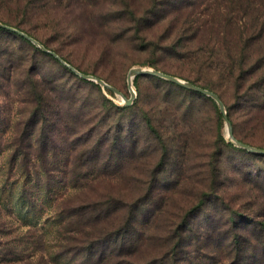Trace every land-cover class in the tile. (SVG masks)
Returning a JSON list of instances; mask_svg holds the SVG:
<instances>
[{
	"label": "trees",
	"instance_id": "trees-1",
	"mask_svg": "<svg viewBox=\"0 0 264 264\" xmlns=\"http://www.w3.org/2000/svg\"><path fill=\"white\" fill-rule=\"evenodd\" d=\"M223 1L209 3L205 22H197L198 18L194 17L184 18L177 39L162 51L180 56L187 54L189 50L185 42L196 39L206 31L208 43L224 44L226 26L236 25L238 20L235 17L241 12L242 16L248 15L251 2H234L229 11L218 12ZM59 2L0 0V22L36 39L47 50L66 59L58 47L50 49L48 41L26 30L44 19L48 20V11L54 8L50 6L53 3L59 5ZM212 6L216 13H210ZM182 7L170 2L164 15H181ZM263 14L260 12L252 25H261ZM240 23L241 26L245 25L244 22ZM233 40L230 39L228 43ZM210 49L207 55L205 46L196 53L195 63L200 72L210 69L212 60L216 59L213 45ZM35 53L42 52L22 36L0 28V154L7 151L0 166V264H31L33 259L39 264L46 259L45 239L35 226L15 224L11 220L8 223L4 219L3 213L8 210L9 203L8 196L4 199L5 187L14 172L21 181L19 203L26 215L35 217L42 214L44 199L54 202V208L50 207L54 209L51 223L55 225V234L59 237L58 253L51 256L55 259L71 256L77 258L80 264H181L182 260H186L183 258L189 259L188 255L181 258V254L189 245L192 216L207 205V255L202 263L264 264V154L238 150L246 158L256 161L258 166L252 169L244 165L246 171H238L240 180L247 187L243 190L246 192L241 201H245L243 205L236 204L235 195L221 191L218 185L221 177L218 158L221 154L214 152L209 164L207 191H197L194 204L178 208L170 192L161 193L155 187L158 181L156 170H163L166 159L179 152L178 147H166L156 119L144 114L148 138L151 137L155 146L152 151L157 152L158 156L162 151L161 155L159 159L156 157L152 160L154 166L150 174L143 173L144 169L142 172L138 170L126 178L129 186H116L118 176L112 169L120 166L123 159L142 161L140 165L145 167L142 154H137L144 148L139 136H136L139 129L126 124L127 121L119 124V120L113 127L108 114L109 110L127 112L132 106L117 107L106 98L97 104L85 96L77 97L73 87L62 84L60 77L45 82L37 73ZM235 63L233 60V67L237 65ZM243 64L239 63V68ZM214 69L222 71V67L216 66ZM227 75L231 76L232 72L228 71ZM191 83L208 90L195 82ZM166 84L188 96H204L172 83ZM15 103L19 105L18 122L10 135L4 138L8 131L2 127V115L12 112ZM180 106L192 109V105H186L184 100L176 108ZM134 130L136 133L133 135ZM116 134L117 140L113 138ZM59 136L63 138V146L58 152L53 138ZM123 136L124 139L127 136L134 138L128 151H125ZM237 139L248 143L241 137ZM39 173L44 175V199L40 197L37 184L28 187L31 178ZM124 177L125 174H122L121 178ZM147 182H150V186H146ZM63 188L77 193L74 197L83 194L84 198L77 203L64 204L63 195L59 193Z\"/></svg>",
	"mask_w": 264,
	"mask_h": 264
},
{
	"label": "rangeland",
	"instance_id": "rangeland-1",
	"mask_svg": "<svg viewBox=\"0 0 264 264\" xmlns=\"http://www.w3.org/2000/svg\"><path fill=\"white\" fill-rule=\"evenodd\" d=\"M170 2L183 6L181 15H164L167 11L166 5ZM215 2L216 0H60L59 5L53 3L50 6L54 8L48 11V20L44 19L34 26L31 25L32 29L26 28L36 37L48 41L50 49L58 47L66 58L61 59L77 72L102 80L131 101L127 105L119 94L94 80L80 77L52 55H43L42 53H48L29 41L42 52L35 53L34 61L37 73L45 82H52L54 78L60 77L62 84L67 83L73 87L77 97L85 96L97 104L106 98L117 107L132 106L127 112L109 110L108 114L113 127L119 120V124L127 121L126 124L130 123L139 129L137 133L134 130L132 134L136 133L144 146L137 154H142L141 159L145 167L140 165V158V163L131 158L123 159L120 166L112 169L115 176H118L116 186H127L129 176L138 170L142 172L144 169L145 174L152 172V160L157 159L156 157L159 159L162 151L159 156L157 152L152 151L155 146L151 137L148 138L143 117L148 114L156 119L162 131L164 145L178 147L179 152L166 159L163 170H156L158 181L155 187L161 193L170 192L173 203L178 208L194 204L197 191H207L210 181L209 164L214 152L221 154L218 158L221 173L218 185L221 191L230 196L235 195L236 204L245 203L241 201L243 194H246L243 190L247 187L240 180L241 174H238V171H246L244 165H249L252 169L258 166L256 161L246 158L243 152L238 151L244 149L231 142L227 121L237 141V137H241L248 142L244 144L264 150V18L261 25H252L254 18L260 12L264 13V0H250L249 16H242L241 12L235 17V20H238L236 25L226 26L224 44H216L214 41L208 43L206 31L205 34L196 36V39L185 42L189 50L187 54L180 56L162 51V48L165 49L177 39L184 18L194 17L198 18L197 22L207 21L209 3ZM234 2L237 4L242 0L223 1L218 12L229 11ZM209 11L217 12L214 6ZM262 16L264 17V14ZM240 21L245 25L241 26ZM232 38L233 42L228 43ZM212 45L216 59L212 60L210 69L200 72L195 63L196 53L205 46L207 55ZM233 60L237 64L235 67L232 66ZM241 62L244 64L239 68ZM216 66L222 67V71H216ZM132 68L159 70L185 82L192 81L206 87L221 99L225 115L213 99L206 96H188L176 87L166 84L171 82L153 76H134L131 81L134 94L131 96L127 79ZM228 71L232 72L231 76L227 75ZM182 100L186 105L190 103L192 109L187 110L182 106L176 108ZM18 106L15 103L12 112L2 115V127L8 131L4 138L10 135L13 126L18 122ZM117 137L116 134L113 138L117 140ZM62 139V136L53 138L58 152L63 146ZM133 139L128 136L124 139L123 136L125 151L129 150ZM6 152L0 154V166L1 160L7 155ZM122 174H125L124 178H121ZM43 181L44 175L39 173L37 177L31 178L28 186L37 184L42 198ZM1 184L0 177V186ZM146 186H150V182H147ZM5 188L4 199L6 200L7 196L9 198L8 210L3 213L5 221L35 226L44 236L46 259L44 263L39 264H80L77 258L71 256H61L59 259L51 257L58 253L59 239L55 234V225L51 223L54 202H47V199L43 198V213L32 217L26 215L19 203L21 181H18L16 172ZM59 193L63 195L64 204L77 203L84 198L83 194L74 197L77 193L65 188L59 190ZM51 206L53 208L50 209ZM192 217L189 245L185 254H181V258L188 255L189 259L183 258L186 260H182L181 264H203L202 260L207 255V205ZM31 264H37V261L33 259Z\"/></svg>",
	"mask_w": 264,
	"mask_h": 264
},
{
	"label": "water",
	"instance_id": "water-1",
	"mask_svg": "<svg viewBox=\"0 0 264 264\" xmlns=\"http://www.w3.org/2000/svg\"><path fill=\"white\" fill-rule=\"evenodd\" d=\"M0 28L6 29L8 31L14 32V33L24 37L25 39H27L28 41L33 43L36 47H38L40 50L52 55L53 57H55L57 60H59L65 66H67L70 70H72L73 72L77 73L80 77H82L84 79H89V80L96 81L98 84L102 85L103 87H107V88L111 89L113 92L119 94L122 97L123 101L127 105H129L131 103V101L129 99H125L117 90L113 89L112 87H110L109 85L104 83L102 80H99V79H97V78H95L93 76H90V75H83V74L77 72L75 70V68H73L72 66H70L69 64L64 62L56 53L47 50L43 45H41L38 41H36L35 39L31 38L27 34H25V33L15 29V28H13V27L4 25L2 23H0ZM134 76H153V77H157V78H160L162 80L169 81V82H171V83H173V84H175L177 86H180L182 88L189 89L191 91L200 93V94H202V95H204L206 97H209V98L213 99L218 104L221 112L225 115V108H224L223 102L213 92H211L209 90H206V89H203L201 87H198V86H196V85H194L192 83L185 82V81H183V80H181V79H179L177 77H174L172 75H168V74H165L163 72H160V71L154 70V69L132 68L130 70L127 81H128V90H129L131 96H133V94H134L133 88L131 86V84H132L131 81H132V78ZM227 126H228V136H229V139L231 140V142H233L235 145H237L238 147H240V148H242V149H244V150H246L248 152L255 153V154H264V150H262V149L251 147V146H248V145H246V144H244L242 142L237 141L233 137L232 129H231L229 121H227Z\"/></svg>",
	"mask_w": 264,
	"mask_h": 264
}]
</instances>
